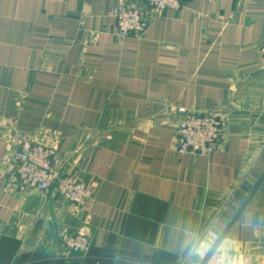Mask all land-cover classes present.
<instances>
[{
	"label": "crops",
	"instance_id": "1",
	"mask_svg": "<svg viewBox=\"0 0 264 264\" xmlns=\"http://www.w3.org/2000/svg\"><path fill=\"white\" fill-rule=\"evenodd\" d=\"M120 1L0 0V264H264V0H183L122 41ZM180 108L222 119L215 153L178 155ZM17 133L89 201L10 189Z\"/></svg>",
	"mask_w": 264,
	"mask_h": 264
},
{
	"label": "built area",
	"instance_id": "2",
	"mask_svg": "<svg viewBox=\"0 0 264 264\" xmlns=\"http://www.w3.org/2000/svg\"><path fill=\"white\" fill-rule=\"evenodd\" d=\"M121 0L118 7L110 10L118 40L142 34L151 21L166 10H177L183 0H139L143 7L130 5ZM145 7V8H144ZM173 140L178 155L210 156L218 149L224 122L212 114H198L180 108ZM15 151L11 171L10 189L28 192L56 190L74 207H80L90 199L84 183L75 176L63 172V159L52 147L37 143L26 134L13 137ZM61 242L68 252L85 255L89 250V235L85 228L67 231Z\"/></svg>",
	"mask_w": 264,
	"mask_h": 264
},
{
	"label": "clouds",
	"instance_id": "3",
	"mask_svg": "<svg viewBox=\"0 0 264 264\" xmlns=\"http://www.w3.org/2000/svg\"><path fill=\"white\" fill-rule=\"evenodd\" d=\"M193 251H194L196 254H199V251H200V250H199L198 248H195V249H193ZM216 264H234V262H233L232 260H230V259H222V260H218V261L216 262ZM240 264H244V262L241 261Z\"/></svg>",
	"mask_w": 264,
	"mask_h": 264
},
{
	"label": "water",
	"instance_id": "4",
	"mask_svg": "<svg viewBox=\"0 0 264 264\" xmlns=\"http://www.w3.org/2000/svg\"><path fill=\"white\" fill-rule=\"evenodd\" d=\"M256 187L253 189V191H251L250 195L248 196V198L245 201V204L248 202V200L250 199V197L252 196V194L254 193Z\"/></svg>",
	"mask_w": 264,
	"mask_h": 264
}]
</instances>
